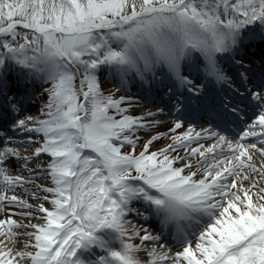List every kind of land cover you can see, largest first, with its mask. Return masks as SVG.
<instances>
[{
    "label": "snow or ice",
    "instance_id": "6c2138e0",
    "mask_svg": "<svg viewBox=\"0 0 264 264\" xmlns=\"http://www.w3.org/2000/svg\"><path fill=\"white\" fill-rule=\"evenodd\" d=\"M105 74L186 130L137 151L149 122ZM0 128V264H264V0H0ZM41 154L51 186L23 187Z\"/></svg>",
    "mask_w": 264,
    "mask_h": 264
},
{
    "label": "rangeland",
    "instance_id": "374dc122",
    "mask_svg": "<svg viewBox=\"0 0 264 264\" xmlns=\"http://www.w3.org/2000/svg\"><path fill=\"white\" fill-rule=\"evenodd\" d=\"M164 142H165V141H162V140L159 141V142L157 141V144L155 145V148H157L158 146L163 145ZM155 148H154V149H155ZM259 184L264 185V184L262 183V181H260V180H259ZM22 197L25 198L29 203H31V204L33 203L34 205L37 204V202H38V201H36V200L34 201L33 199H29V198L27 197V194L22 195ZM46 206H47V204H46ZM25 211L27 212V211H29V210H25ZM34 223H38V221H35Z\"/></svg>",
    "mask_w": 264,
    "mask_h": 264
},
{
    "label": "bare ground",
    "instance_id": "6f19581e",
    "mask_svg": "<svg viewBox=\"0 0 264 264\" xmlns=\"http://www.w3.org/2000/svg\"><path fill=\"white\" fill-rule=\"evenodd\" d=\"M39 102H40V103H39L38 105H41V104H42L41 101H39ZM33 106H34V105H30V104H28V106H27L26 109H28L29 107H33ZM129 108H131V107H129ZM127 114L131 115V112H130L129 109H127ZM161 128H163V127H161ZM45 156H47V154H41V155H40L41 158H44Z\"/></svg>",
    "mask_w": 264,
    "mask_h": 264
}]
</instances>
